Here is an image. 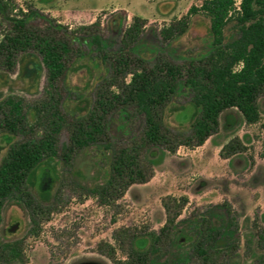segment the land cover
Wrapping results in <instances>:
<instances>
[{"label": "trees", "instance_id": "obj_1", "mask_svg": "<svg viewBox=\"0 0 264 264\" xmlns=\"http://www.w3.org/2000/svg\"><path fill=\"white\" fill-rule=\"evenodd\" d=\"M199 1V6H190L184 16L156 32L161 50L146 58L139 45L147 20L140 16H133L126 26L124 19L114 23L118 38L108 42L98 19L71 29L35 7L0 0V69L12 72L21 55H36L45 68L49 106L53 107L71 68L88 54L105 72L83 114L63 121L45 108L39 133L26 131L29 127L19 101L0 102V128L12 137L0 162V210L9 200L23 205L32 230L38 229L39 219L50 209L33 195L32 176L39 166L57 158L69 164L87 147H97L109 158L105 181L87 189L100 204L109 205L131 185L146 183L153 176L152 161L141 159L143 150L175 153L181 146H200L219 131L222 116L227 129L259 121V103L264 98V0ZM196 14L209 20L211 40L185 62H174L163 52L164 46L185 34ZM177 96H184L193 108L187 131L171 129L164 122L165 110ZM115 112L127 121L132 115L142 118L139 132L126 142L112 138L108 131L109 117ZM62 127L68 132L66 142L59 141ZM244 151L242 139L233 136L220 156L230 158ZM188 201L187 196L162 199L166 223L146 234L144 249L134 246L135 235L129 229H121L119 239L122 246L128 245L127 260L116 264H224L232 258L240 237L229 201L195 207L177 220ZM254 225L258 249L254 264H264V227ZM17 260L25 262L21 241H0V264Z\"/></svg>", "mask_w": 264, "mask_h": 264}, {"label": "rangeland", "instance_id": "obj_2", "mask_svg": "<svg viewBox=\"0 0 264 264\" xmlns=\"http://www.w3.org/2000/svg\"><path fill=\"white\" fill-rule=\"evenodd\" d=\"M16 1L23 8L32 6L42 10L71 29L98 19L103 37L108 42L118 38L114 23L120 19H124L126 26L135 15L145 18L147 23L139 51L146 58L161 50L156 36L160 28L184 16L190 6L201 4L199 0ZM210 40L209 20L200 14L192 15L186 33L164 46L163 52L172 61L183 63L204 50ZM104 73L103 66L92 60L89 54L80 59L61 84L59 95L51 107L46 97L48 88L44 66L36 55L23 54L14 71L0 69V102L7 98L19 101L25 114L26 127H29L26 131L39 133L45 124V108L53 110L55 116L63 121L74 114H83L91 106L94 87ZM186 100L184 96H177L166 108L164 122L171 129L188 130L193 108ZM259 107L261 118L255 125L247 126L240 122L234 128L227 129L222 116L219 131L214 135L228 141L239 134L246 143L245 154L238 152L232 156L235 159L246 157L249 162V168L243 173L238 172L233 178L241 184H246L247 178L252 176L253 155L260 156L264 151V98L260 100ZM141 125L142 118L132 115L127 121L115 112L109 117L108 131L112 138L126 142L128 137L139 132ZM58 137L60 142H66V127L60 129ZM11 138L0 128V162ZM189 149L181 146L175 153L156 148L143 150L141 159L152 161L153 176L146 183L131 185L123 197L109 205L100 204L87 192L96 183L104 182L109 171V158L97 147L90 146L79 151L69 164L58 158L42 164L30 180L33 195L50 209L39 219L38 229L32 230L28 210L23 205L9 200L0 210V241L22 243L25 262L17 260L13 264H116L127 260L128 245L122 246L119 239L121 229H129L135 235L134 246L144 249L148 244L146 234L152 230L158 231L166 223L163 198L188 197V204L177 220L186 218L195 207L205 209L228 200L223 199V195L213 197L217 194L214 189L223 187L220 183L216 184L217 181L204 182L208 186H205L207 190L203 194L194 192V184H200L199 178L230 179L220 165L213 166V163L206 164L200 175L195 168L199 162L187 163L195 154ZM258 179L261 181L262 178ZM258 193L260 190L252 194ZM230 200L238 218L240 247L232 258L225 259L224 264H254L258 254L254 223L264 227V205L263 209L259 205L251 207V200L247 201L243 194Z\"/></svg>", "mask_w": 264, "mask_h": 264}, {"label": "crops", "instance_id": "obj_3", "mask_svg": "<svg viewBox=\"0 0 264 264\" xmlns=\"http://www.w3.org/2000/svg\"><path fill=\"white\" fill-rule=\"evenodd\" d=\"M261 118V116H260ZM260 120V119H259ZM264 120V118H263ZM259 122V121H258ZM257 122V123H258ZM256 123L252 124H246L242 122V125H255ZM217 134V133H216ZM214 134V135H216ZM210 136L202 145L190 148L189 151L192 153H195L194 156H191L190 160L187 161L188 165H190L191 161L195 164V162L198 163V167L195 166L197 172L201 175L204 171L203 168L206 166V164H211L215 166V164L220 165L223 170L227 172L228 179L225 178H217L220 180H207L206 178H199L200 184H194L193 190L196 194H203L207 189L206 187L208 185H204L203 183H207L210 181L216 182V184L220 183V186H223L222 189L215 188L214 190L217 192V194L213 197H221L223 195V199L230 200L233 198V196H238V194H243L245 196V199L251 200V203L253 204L251 207L259 205L260 208L263 209L264 205V156H257V154L253 155V165L250 169V176L247 178L246 184H241L233 180L234 176L238 175V172H244L247 168H249V162L246 157H240L235 159L234 157L230 158H223L220 156V150L222 146L227 142V139H220L216 136ZM238 137L240 139L241 136L238 134ZM243 141V140H242ZM243 143L246 145V143L243 141ZM197 151V152H196ZM246 152H244L245 154ZM261 153V152H260ZM192 155V154H191ZM262 178L261 181H259L258 178ZM206 186V187H205ZM260 190V193L258 194H252L254 191ZM221 191V193H219ZM238 193V194H237ZM250 198V199H249ZM231 201V200H230Z\"/></svg>", "mask_w": 264, "mask_h": 264}, {"label": "flooded vegetation", "instance_id": "obj_4", "mask_svg": "<svg viewBox=\"0 0 264 264\" xmlns=\"http://www.w3.org/2000/svg\"><path fill=\"white\" fill-rule=\"evenodd\" d=\"M83 264H95V263H92V262H86V263H83Z\"/></svg>", "mask_w": 264, "mask_h": 264}]
</instances>
